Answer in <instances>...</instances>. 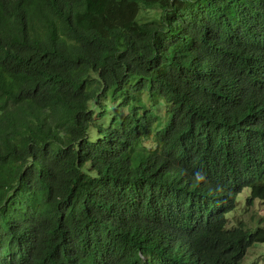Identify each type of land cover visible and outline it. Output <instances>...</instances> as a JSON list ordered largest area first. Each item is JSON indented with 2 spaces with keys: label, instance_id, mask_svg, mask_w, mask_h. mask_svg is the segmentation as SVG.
Wrapping results in <instances>:
<instances>
[{
  "label": "trees",
  "instance_id": "1",
  "mask_svg": "<svg viewBox=\"0 0 264 264\" xmlns=\"http://www.w3.org/2000/svg\"><path fill=\"white\" fill-rule=\"evenodd\" d=\"M262 23L264 0H0V264H244Z\"/></svg>",
  "mask_w": 264,
  "mask_h": 264
},
{
  "label": "rangeland",
  "instance_id": "2",
  "mask_svg": "<svg viewBox=\"0 0 264 264\" xmlns=\"http://www.w3.org/2000/svg\"><path fill=\"white\" fill-rule=\"evenodd\" d=\"M119 100H115L117 103ZM116 103L111 106V108L108 109V115L109 117H112L113 115H119V111H124L123 109H116ZM123 117V116H122ZM107 123L110 121V118H105ZM247 194V191L244 190L237 198V200H241L245 198ZM251 213H255L256 215L260 216L262 221L264 220V202L255 201V204L252 208H250V211L245 215V217H242L243 221L246 223H249V217L251 216ZM239 216V213H237ZM258 219V217H256ZM249 225H251L249 223ZM253 226V224H252ZM244 264H264V244H256L252 247V249L247 252L246 257L244 259Z\"/></svg>",
  "mask_w": 264,
  "mask_h": 264
},
{
  "label": "clouds",
  "instance_id": "3",
  "mask_svg": "<svg viewBox=\"0 0 264 264\" xmlns=\"http://www.w3.org/2000/svg\"><path fill=\"white\" fill-rule=\"evenodd\" d=\"M261 29L262 30L259 29V33L264 34V23L261 24Z\"/></svg>",
  "mask_w": 264,
  "mask_h": 264
}]
</instances>
